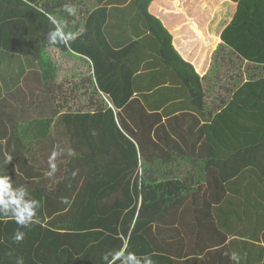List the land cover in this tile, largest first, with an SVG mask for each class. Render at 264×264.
I'll use <instances>...</instances> for the list:
<instances>
[{
    "label": "trees",
    "instance_id": "16d2710c",
    "mask_svg": "<svg viewBox=\"0 0 264 264\" xmlns=\"http://www.w3.org/2000/svg\"><path fill=\"white\" fill-rule=\"evenodd\" d=\"M47 14L84 32L50 47ZM222 39L198 107L136 0H0V175L40 205L29 228L0 217V264H104L121 247L264 264V0H241ZM50 49L93 68L107 102L66 107Z\"/></svg>",
    "mask_w": 264,
    "mask_h": 264
},
{
    "label": "crops",
    "instance_id": "0c3cea01",
    "mask_svg": "<svg viewBox=\"0 0 264 264\" xmlns=\"http://www.w3.org/2000/svg\"><path fill=\"white\" fill-rule=\"evenodd\" d=\"M205 1L208 3L204 4ZM240 1L198 0L197 7L193 8V0L187 6L179 0H161L155 6V1L143 4L136 0L137 7L157 35L163 57L186 82L198 107L204 102L203 78L211 64L212 53L223 43V33L234 21ZM205 17L209 20L204 26Z\"/></svg>",
    "mask_w": 264,
    "mask_h": 264
},
{
    "label": "clouds",
    "instance_id": "9594fccd",
    "mask_svg": "<svg viewBox=\"0 0 264 264\" xmlns=\"http://www.w3.org/2000/svg\"><path fill=\"white\" fill-rule=\"evenodd\" d=\"M65 11L69 16H75V8L72 5H65ZM47 19L52 25L51 30L47 34L48 46L63 45L66 48L70 47V43L77 38L78 35L84 32V28L78 29L77 32H72L67 29V24L57 19L51 14H47ZM64 150L60 153L53 152L49 158L50 172L49 176L53 175L57 170L55 163L58 155H63ZM68 155H72L71 150ZM12 157L6 158V163L9 164ZM39 202L30 198L29 193L24 186L14 187L9 175H0V217H6L13 220L21 228H29L34 223L38 222L37 210ZM24 233L17 230L13 239L16 242L22 241ZM231 259L238 261V256L232 253ZM104 264H154L150 255L138 256L134 252L127 251L126 247H121L109 254L103 256ZM17 264H23L22 260H18Z\"/></svg>",
    "mask_w": 264,
    "mask_h": 264
},
{
    "label": "rangeland",
    "instance_id": "374dc122",
    "mask_svg": "<svg viewBox=\"0 0 264 264\" xmlns=\"http://www.w3.org/2000/svg\"><path fill=\"white\" fill-rule=\"evenodd\" d=\"M154 1V6L156 3L161 2V0H139V2L143 4H152ZM189 1L190 0H179V3L187 6L189 5ZM203 3L206 4L208 2L205 1ZM197 4L198 0H193V8L197 7ZM208 9H211L210 5H208ZM183 19L186 20V18ZM208 20L209 18H203V21L205 22L204 26ZM49 53L53 56L54 61L60 69L57 82L59 85L64 86L63 95L68 99V102L65 103L66 107L68 106L76 111H87L89 109L94 110L96 108V106L92 104V100H94L95 103H98L97 106H103L104 103L107 102L106 99H103V97L95 91L96 89L94 84L89 82V78L92 77L93 74L91 72V68L85 62L79 60L78 58L68 56L58 50L50 49ZM199 86L198 80L197 87Z\"/></svg>",
    "mask_w": 264,
    "mask_h": 264
}]
</instances>
